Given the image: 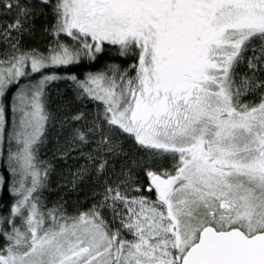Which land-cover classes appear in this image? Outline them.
<instances>
[{
  "label": "snow or ice",
  "instance_id": "1",
  "mask_svg": "<svg viewBox=\"0 0 264 264\" xmlns=\"http://www.w3.org/2000/svg\"><path fill=\"white\" fill-rule=\"evenodd\" d=\"M0 264H264V0H0Z\"/></svg>",
  "mask_w": 264,
  "mask_h": 264
}]
</instances>
